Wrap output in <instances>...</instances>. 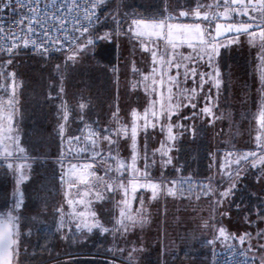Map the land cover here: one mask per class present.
Wrapping results in <instances>:
<instances>
[{"label":"snow or ice","instance_id":"1","mask_svg":"<svg viewBox=\"0 0 264 264\" xmlns=\"http://www.w3.org/2000/svg\"><path fill=\"white\" fill-rule=\"evenodd\" d=\"M44 7H41V4ZM108 0H0V55L7 56V60H0V65H11L20 54L21 50H31L33 53L47 58L52 52H61L65 55L66 62L77 63L86 56L91 47L98 40H111L114 34H118L119 26L124 20L118 12H111L107 16L102 15L107 8ZM164 8L159 21L135 18L127 33L140 44L141 50L149 54L151 58L150 73H143L135 67L133 61V72L139 75V79L131 84V89L136 91L143 87L146 94L159 96L152 99L148 107L141 114L133 109L130 113L131 123H122L119 117V109L113 113V124L109 127L99 128L85 124L88 129L81 135H70L64 137V130L70 116V109L66 101H63L64 87L59 86L57 96L52 99H61L60 112L64 121L60 125V135L66 139L69 145L75 144L79 151L71 147L67 149L73 154V159L80 163L68 162V171L61 174V182H65L67 176L69 186L77 183L85 185L95 191L86 195L94 196L97 201L108 198V194L122 193L123 198L117 201L118 215L114 219L113 227H104L96 217L94 211L90 212V220L83 211L76 214L77 229L86 228L89 232L93 228L110 234L119 233L126 236L128 232L136 227H143L147 222L144 213V199L142 193L150 192V200L158 199L161 194L177 197L188 193H200L201 195H215L214 203L219 207L223 202L235 195L237 181L249 169H259L258 180H264V87L261 89V104L258 112L257 122L260 132L255 136V147L244 152L233 149L223 154V162L216 164L214 175L206 177L205 180H193L180 177L178 179L151 178V168L159 166L161 177L164 169L173 166L175 171L180 172L173 164L174 157L171 155L175 148V142L179 135L189 130L179 121L193 120L197 117L208 118V123L213 124L219 117L214 112L216 104L214 100L219 93L222 79L218 65L215 63L219 56L221 47H226L220 42L221 37L229 40V43H237L239 36L246 34L250 43L257 46L259 41V55L261 66L264 69V0H192L191 3L176 4L173 8L169 0H164ZM10 13L11 15H8ZM181 18L194 21L191 24L176 23L169 21ZM246 18V19H238ZM111 19L117 29L113 32H105L102 35L93 36L90 28ZM71 23V28L67 25ZM150 29V30H149ZM163 41V45L160 42ZM192 49L190 54L185 55L178 51L184 45ZM59 65L57 68L59 69ZM182 70V71H181ZM4 73L0 72V76ZM182 77V79H181ZM11 83V93L7 101L0 100V110L5 113L0 116V147L3 149L4 158L13 155L14 147H19L18 136L15 133L12 117L14 114L15 100V73H9L6 78ZM135 79V77H134ZM191 80L192 86L187 87ZM261 81L264 85V70L261 72ZM205 85H208L205 91ZM55 86V85H53ZM4 90L7 91V86ZM216 90V94L213 93ZM200 93H204L200 96ZM203 103L202 107L198 104ZM86 103H79L81 111L87 108ZM184 108L194 111L190 115H182ZM173 116L177 121L172 120ZM81 122L84 116L80 115ZM159 130L166 132L165 139L160 146L149 154L147 146L138 144L141 132L147 135L148 130ZM174 129L176 131H174ZM193 132L194 128L191 129ZM125 139L130 141V157L125 159L120 156L119 141ZM22 152L23 149L21 148ZM63 155V151H62ZM216 156L215 153L212 154ZM143 161L139 167L138 162ZM12 167L11 164L8 165ZM63 167V164H62ZM210 169L212 165L209 166ZM81 175L72 177L77 170ZM103 171V175L98 173ZM111 174V175H110ZM125 174L129 178L121 179ZM219 177L216 187L213 180ZM227 177L226 186L221 187V182ZM195 184V188L191 185ZM187 186V187H186ZM141 193L137 196V193ZM129 197L132 201H138L140 208L135 213L129 207ZM89 201V206L91 205ZM69 205L72 200L68 201ZM20 204L17 203L16 208ZM239 207V205H237ZM63 212V209H58ZM223 215L224 213H218ZM259 218H264V208L257 211ZM250 224L252 221H248ZM18 217L13 212L6 214V219L0 218V264H12L13 258L19 253V233L17 230ZM206 227L214 228L218 236L216 239H237L241 245L248 244L247 249H242L245 255L244 264L250 259L257 260V253L264 251V230L256 232V244L251 243L252 233H245L235 237L226 233L225 228L219 222H205ZM63 227V224H61ZM255 249V250H254ZM125 252V249H119ZM135 249L127 251L129 261L134 259ZM247 253H252L248 256ZM217 256L227 253H214ZM222 264H230V258L225 259ZM259 264H264V257L259 258Z\"/></svg>","mask_w":264,"mask_h":264},{"label":"trees","instance_id":"2","mask_svg":"<svg viewBox=\"0 0 264 264\" xmlns=\"http://www.w3.org/2000/svg\"><path fill=\"white\" fill-rule=\"evenodd\" d=\"M173 1L176 2V0ZM189 1L192 2V0ZM177 2L181 3L179 0ZM164 6V0H108L107 8L102 15V20L104 16H107L111 12H118L123 18L124 22L119 26L118 34L113 35V38H115L121 30L123 31L127 28V25L131 24L132 18L163 19L164 17L160 16V11ZM115 29H117V25L109 19L106 22L97 24L89 31L90 34L96 36L102 35L105 32H113ZM244 35L242 34L240 36ZM226 40L227 38L224 37L220 39V42L223 43ZM115 48L114 39L108 42L98 40L87 53L83 64L70 70L69 80L67 85H64V88L70 86L73 92L72 95L68 96L65 93L63 101L66 100L70 109L67 124L76 133H81L80 127L85 122V120L84 122L76 120V117L79 116L80 119L81 115L77 107L80 102H88V106L83 115L96 124H100L103 117L108 115V105H111L113 102L114 87H117L121 83V69H119L116 63H109L113 61V56L116 52ZM61 54V52L50 54L47 58H44L33 53L31 50L24 49L14 59L15 65L20 63L25 64L27 74L33 80L35 79V81H30L31 84H27L24 89L25 91L22 92L23 100L20 104V119L18 121V125L23 133V137H21L23 144L27 145L25 146L28 147V152L30 151L29 155L33 159L31 161V175L20 184L24 200H20L19 202L15 201L14 194L16 192L13 187L15 179H12V172L8 166L4 162H0V218L6 219L8 212H13L18 217L19 253L14 258L13 264H115L110 259L96 256H78L53 260L59 256L76 252H96L116 255L129 261L128 257L123 256L122 252L119 251L121 239L119 233L113 239L110 238V233L102 232L96 228H93L91 232L84 228V231L79 233L76 226L71 224L73 216L70 213L69 205H65L66 208L63 209V212L58 211V209L64 206L60 201L64 195L61 191L64 185L60 179V174L63 172V169L61 171L60 167V153L62 148L60 125L64 122L61 119L62 113L60 112L62 100L52 99V97L58 94V86L54 84L55 86L52 85L48 89L49 83L45 78L42 80L43 77L40 76L42 74L46 76V73L51 72V69L42 66V62L45 61L49 64H55L58 62ZM103 55H106L109 61L104 59L105 57ZM219 55L221 56V69L225 73L230 70L229 68L232 65H235V69L238 72L236 79L231 77L227 80L230 83L224 82L223 94H227L228 96L231 81H235V85H237L236 97L238 93L241 95L240 97H243L245 92L249 91L250 93V83L254 81L251 75L253 66L250 60L255 59L254 56L256 54L249 56L246 53V49L242 48L233 49L232 51L224 48L221 49ZM258 57L260 59V55ZM7 58V56H1L0 60L4 61ZM90 60L92 61L91 64H89ZM259 61L260 65L258 68L260 69L261 78V72L264 69L261 66V59ZM215 63L217 64L216 60ZM35 73L36 75L39 74V77L34 76ZM260 78L258 77L259 80ZM248 98L251 103L250 106L253 109L252 111L250 110V106L248 108L246 103L243 105L239 100L234 107L229 105V107L231 106L230 109L233 108L236 111L235 113L231 112L233 113L231 126L234 127V125L238 126V124H243V129L241 130L244 132V135L241 136V142L245 141L246 146L249 144V140H251V143L254 142V135L258 132L259 128L258 124L257 128L255 127L256 122L253 115L255 109L258 107V105L255 106L258 98L254 96L251 99L249 95L247 100ZM228 99L230 101L229 97ZM198 106L200 107V104ZM202 106L203 103L201 104ZM213 110L215 113L219 111L218 108H214ZM189 112L187 110L188 115ZM190 121L183 120L185 122L184 125L189 126V130L185 131L182 135L184 139L179 140L178 149H176L178 151L173 160V164L176 168L180 169V172L175 171L173 166H168L167 169L163 170L164 176L161 177V168L154 166L151 168L152 179L171 180L178 179L181 176L184 178L191 176L193 180L203 181L206 177L215 174L216 164L223 162V154L233 149V147L225 148L224 144H214L209 135V128L204 123L195 124V131L193 132ZM147 140L150 141L151 136L147 137ZM235 141L239 142L238 139ZM150 143H152V140ZM238 147L234 149L241 152L252 149ZM213 153L216 154L215 157H213ZM210 165H212L211 169L209 167ZM258 175H260L259 169L247 170L242 175V178L237 181L235 195L223 202L222 206L220 205L219 207L214 203V198L216 197L208 201L206 199L198 201L195 200V194L197 192L190 193L191 202H187V204L192 210L191 217L183 216V208L185 206L182 203L178 205L174 202H168L170 198L166 200L167 197H163V194L161 196V202L158 204L154 200H150L148 196L143 195L144 202L147 205L150 203V206L148 205L149 208L154 213L160 215L157 217L158 222H156L155 226V230H159L160 227V233L154 234V243L152 240L149 243V252L142 254V256L137 255L143 259L142 264H168L167 261L165 262V259H170V257L176 258L175 262H171V264H179L177 261L178 258L192 259L195 258L196 251L199 248L208 249V244L205 243L207 238L201 236V240H199V234L208 232L212 233V235H218V232L214 228L206 227L205 223H201L198 217L201 214L205 217L210 216L211 220L208 222H219L225 228L226 233H231L235 237H238L237 234L234 232L231 224L226 222V220L230 222L235 221V223L236 221L238 223L241 222L239 225L245 226L246 231L252 233L251 243L256 240V232L264 230V218L257 216V211L264 208V180H258ZM128 178V174L121 177L125 182ZM218 179L219 177L213 180V187H216ZM224 179L223 186H226L227 177ZM191 187L195 188V184L191 185ZM184 193L186 197L189 194L187 191ZM114 200L115 195L113 193V195H110V198L102 201L104 211L107 214L106 219L103 217V226L110 229L113 227L114 219L119 211L116 207L117 201L115 202ZM135 202L137 203V201ZM17 203L20 204L19 208H16ZM200 208L203 209L198 213L197 211ZM178 209L181 210L178 211ZM218 213L224 214L219 215ZM99 215L101 216L102 214L99 212ZM164 217L171 220L169 222L167 221L169 226H161L165 224ZM248 221H252V223H247ZM224 222L228 223V225H225ZM61 224H63V227H61ZM188 225H190L189 229H187ZM67 227L68 230H66ZM170 228L177 233V245L175 242H172L174 239H171L172 243L169 244L171 236L168 230ZM161 230L164 232L161 233ZM156 236L158 237L157 241H155ZM116 239L118 240L116 241ZM237 240L238 238L234 239L236 242L231 245L245 249ZM162 242L164 243L163 248ZM212 248H215L210 252L213 258L214 251L220 247L213 245ZM248 255L251 256L250 253ZM212 258L206 264H212ZM256 261L259 262L258 256Z\"/></svg>","mask_w":264,"mask_h":264},{"label":"rangeland","instance_id":"3","mask_svg":"<svg viewBox=\"0 0 264 264\" xmlns=\"http://www.w3.org/2000/svg\"><path fill=\"white\" fill-rule=\"evenodd\" d=\"M178 0H176L177 2ZM181 1V3H191V1L189 0H179ZM169 2L171 3L172 7L175 8L176 7V3L173 0H169ZM135 19V18H132ZM242 19V18H239ZM146 21L148 20H153V19H145ZM156 21H159L160 19H154ZM194 21L189 20V19H185V18H181L180 20H176L173 19L171 21H169V23L172 24H176V23H184V24H191ZM130 25H127V28L124 29L123 31L121 30V32L119 33L118 36H116L114 39L115 42V50L116 52L114 53V58L113 61L109 62V63H116L119 67V69H121V75H120V84L117 85V87L115 88V92H114V96H113V102L111 105H108V115L103 117L102 121L100 122V124H96L95 122L90 121L85 115H83L85 113L86 108L83 110V112L81 113L79 107H78V111L84 116V120L85 122L83 123V126L80 127V130L82 129L84 133H87L88 129L85 127V124L88 125H92L93 127H99V128H105V127H109L113 124V113L119 109V117L122 123H131V111L133 109L137 110L138 112H140L141 114L143 113V110L148 107L149 102L152 99H159V96H152L149 94L145 93V90L143 89V87H141L140 89L133 91L131 89V84L135 82V80H138L140 77L137 74H134L133 72V61L135 62V67L139 68L141 72L143 73H150L151 71V58L149 56L148 53L143 52L141 50L140 44L131 36L130 33H127V29L129 28ZM150 30V29H149ZM111 39V40H112ZM111 40H103L104 42H108ZM161 45H163V41L160 42ZM222 44L227 45L226 47H221L219 50V53L221 51V49L227 48L229 50H233V49H246V53L249 54V56L251 54H256L255 59H251V64L253 66V70L251 72L252 77L254 78V81H252L251 87H250V93L245 92V94L243 95V97H240L241 95L238 93L237 95V85H235V81H231V86L229 88V92H228V96L227 94H223L224 91V82L227 83L229 81V78H235L236 79V75H237V70L235 69V65L230 66V70L225 73L224 70L221 69V56L219 55L218 57H216V62L219 66V71L221 73V79H222V84L219 90V93L216 94V90L213 89V93L216 94V98L214 100V103L216 104L215 108H218L219 111L216 113V115L219 117V119H216L215 122L213 124H209L208 123V118L205 117L204 119H201L199 117L193 119L190 121L191 125H192V129L195 127V124L197 123H204L208 126L209 128V135L210 138L213 140L214 144H224L225 148L229 147V148H239L240 147H244V148H254L255 145V140L253 143H251V140L248 141V145H245V141L241 142V136L244 135V132L241 130L243 129V124H238V126L234 125V127L231 126V118L233 117V113L231 112H236L235 110L230 109L231 106H235V104L237 103V101L239 100V102H241V104L246 106H250V100L247 97L248 95L250 96V98L252 99L254 96L258 98V101L256 102L255 106L258 105L257 109H255L253 115H254V119H255V127L257 128V117H258V112L260 109V104H261V89L263 87L262 85V81L260 78V69L258 68L259 64V41H257V46H254L252 43H250L249 37L245 34L244 36H240L239 41L237 43H229V40L227 39L226 41H224ZM179 52L184 53L185 55L190 54L192 52V49L189 48L186 44L182 47H180L178 49ZM252 56V55H251ZM85 57H82L77 63L73 64L71 62H66L65 60V55L62 53L60 58L58 59V62H56L55 64H49L48 62L43 61L42 66L43 67H48L47 69H51V72L46 73V76L42 74L43 77L42 80L45 78V80L49 83L48 84V89L49 87L51 88L52 85L56 84L58 86V91H59V86L61 85L62 82V86L64 87V85H67V82L69 80V73L70 70H72V68L78 66V65H82ZM103 57H105L104 59L108 60V57L106 55H103ZM7 59H5L4 61H6ZM17 60V59H16ZM92 61H89V64H91ZM112 64V65H113ZM60 66L59 69L57 68V66ZM50 66V67H49ZM182 71V70H181ZM0 72H3L4 75L0 76V86H7L8 90L5 91L4 87H0V100L2 101H7L10 93H11V83L6 79L9 73L14 72L15 73V79H14V83H15V106H14V130L15 133L18 136V145L19 147H14L13 149H10L11 151H13V155L11 157L8 158H4L3 156V149L2 147H0V162H4L7 166L9 164L12 165L10 169V171L12 172V179L14 180V185L13 187L15 188V201L19 202L20 200H24V195H23V191L21 190V182L26 180L30 175H31V171H32V162L33 159L31 158V155H29L28 152V147H26V144H23L22 138L23 137V133L22 130L20 128V126L18 125V121L20 119V104L22 103V92H24L25 87L27 86V84L29 85V83L31 84L30 81L34 82L35 79L33 80L31 78V76H29L25 70V64H17L15 65V61H13V63L11 65H0ZM39 77V74L35 75ZM135 77V79H134ZM258 77L260 78V80L258 79ZM182 79V77H181ZM258 79V80H257ZM230 83V82H229ZM192 86V81L189 80L187 82V87H191ZM208 85H205V91H207ZM64 95L65 93H67L68 95H72V88L70 86H68V88H64ZM50 92V91H49ZM51 94V93H50ZM200 96H203L204 93H200ZM63 95V96H64ZM228 97L230 98V101H228ZM60 100V99H58ZM247 100V101H246ZM66 101V100H64ZM83 103H86L88 105V102L86 101H82ZM80 102V103H82ZM234 103V104H233ZM202 102L200 103V107H201ZM79 105V104H78ZM229 105H231L229 107ZM239 105V104H238ZM199 107V106H198ZM187 110H189V115L191 114L192 111H194L191 108H184L181 112L182 115H188ZM250 110L252 111L253 109L250 106ZM5 113L3 112V110H0V116H3ZM176 118L174 120V122H176L177 117L173 116L172 120ZM17 120V121H16ZM58 120V119H57ZM60 120V119H59ZM76 120H80L79 116L76 117ZM180 123L184 124L185 122L183 121H179ZM64 123V122H63ZM241 126V128H240ZM245 126V125H244ZM71 129V130H70ZM239 129V130H238ZM235 130V133H234ZM174 131H176L174 129ZM237 131V132H236ZM240 131V132H239ZM185 132V131H184ZM183 132V134H184ZM260 132V129L258 128V132L254 135V139L255 136ZM234 133V134H233ZM182 134V135H183ZM233 134V135H232ZM241 134V135H240ZM70 135H81V133H76L72 128L69 127V125L67 124L64 130V137L70 136ZM182 135H179L178 139L175 142V148L173 149V152L171 153V155L174 157L176 152L178 150V143L179 140L184 139V137ZM151 136V140L152 143H150V141L147 140V137ZM166 136V132L165 133H161L159 132V130L153 131L152 129L148 130L147 135H145L143 132L140 133L139 137H138V144L143 147L144 145L147 146L148 152L149 154H151L152 150L155 148H158L160 146V142L162 140L165 139ZM0 139H2V136H0ZM236 139L239 140V142L235 141ZM26 145V146H25ZM130 141L129 140H125V139H120L119 141V152H120V156L122 158H129L130 157ZM238 145V146H237ZM61 153H60V167H61V171L63 169V172H67L68 171V162L71 161L72 163H80L83 161V156L80 157L79 160L77 159H73V154L74 153H69L67 151V149L69 147H71L72 149H74L75 151H79L78 147L75 144L69 145L67 143L66 139H62L61 141ZM35 147V146H34ZM23 149V151L21 152L20 149ZM62 151H63V155H62ZM241 152V151H240ZM63 164V167H62ZM139 167L143 166V161H139L138 163ZM62 172V173H63ZM98 173L103 175V171L102 170H98ZM81 170L77 169L73 174L72 177L75 178L76 176H80ZM61 175V174H60ZM111 175V174H110ZM130 176V174H128ZM152 176V174H151ZM68 177H65V182H63V188H62V192L64 193L61 204H63L61 207L62 209H65V205H69L68 201L72 200V204L69 205V210L71 215L73 216L71 219V224H76L77 222V216L76 214L83 211L85 213V216L89 218L90 220V212L94 211L96 213V217L97 219L100 221V223L102 225L103 224V217L104 219H106L107 214L106 211H104L103 208V202L102 201H97L94 196L91 195H86V193L88 192H92L95 191L94 189H90L88 187H86L85 185L79 184L77 183V185L70 187L68 181ZM110 195H113V193L108 194V198H110ZM115 195V202L122 199V193H114ZM91 202V205L89 206V201ZM109 200V199H108ZM104 201V200H103ZM129 201L132 203V207L135 206V201H132L131 198L129 197ZM108 203V202H107ZM117 203V202H116ZM110 204V203H108ZM222 206V205H221ZM107 207V206H106ZM109 208V207H107ZM135 208V207H134ZM103 209V210H102ZM203 208H200L197 212H201ZM109 210V209H107ZM179 210V209H178ZM103 211V212H102ZM99 212L102 214L101 216L99 215ZM178 212V211H177ZM183 216H188L186 211H183ZM109 213V212H108ZM155 218L153 220H151L150 218L147 219V222L143 225V227H139L138 231L136 232V230L134 231L133 234L129 235V236H121L120 238V243H119V247L120 249H125V252L122 253L123 256H127V251L129 249H135L133 255H141L144 253H147L150 251V246L149 243L151 242V240L154 237V232L155 230V226H156V222H158V218L160 215L158 213H154ZM167 216V215H166ZM169 216V215H168ZM185 216V217H186ZM250 216V215H249ZM247 216V217H249ZM189 217V216H188ZM187 217V219H189ZM200 218L201 223H205L211 220L210 216H203V215H199L198 216ZM246 217V218H247ZM162 218V217H161ZM160 218V219H161ZM165 219V223L168 221H171L169 218L167 219V217H164ZM186 219V218H183ZM228 219V218H227ZM226 222L231 224V227L233 228L234 232L237 234V236L239 237L240 235H243L245 233H248L245 229V226H241L239 225L240 223H238L236 221H228L226 220ZM225 223V225H228V223ZM249 223V222H247ZM246 225V223H245ZM167 226H169V224H167ZM136 229V228H135ZM66 230H68V227L66 228ZM77 231L79 233L83 232L84 230H78ZM76 231V232H77ZM111 235V239H113L115 235L110 234ZM118 239H116L117 241ZM236 241H234V239H224V238H220L217 239V245L219 247L222 246H228L231 244H234ZM237 242H239V240H237ZM154 243V240H153ZM253 245L256 244V240H254ZM245 247V249H247L248 244L245 243L243 245ZM247 246V247H246ZM119 249V248H117ZM255 250V249H254ZM197 252V251H196ZM86 253H96V252H76V253H69V254H65L62 256H59L53 260L56 259H65V258H69V257H78V256H89ZM252 255V253H250ZM258 259L260 257H264V251L258 252L257 253ZM91 257V256H89ZM183 257L178 258V262L179 264H192L194 263V258L192 259H182ZM124 259V258H123ZM174 257H170L165 259V262L167 261L168 264H171V262H175ZM51 260V261H53ZM132 264H142L143 263V259L142 261H140V259H136V260H132L129 261ZM177 262V263H178ZM45 264V263H43Z\"/></svg>","mask_w":264,"mask_h":264},{"label":"crops","instance_id":"4","mask_svg":"<svg viewBox=\"0 0 264 264\" xmlns=\"http://www.w3.org/2000/svg\"><path fill=\"white\" fill-rule=\"evenodd\" d=\"M14 118V116L12 117V123L14 124V122H15V120L13 119ZM17 121V120H16ZM15 125V124H14ZM223 182H225V179H224V181ZM223 182H221V187L223 186ZM200 193H197V194H195V197H196V195H199ZM141 195V193H137V196H140ZM142 195H146V196H148V198L150 197V192H147V191H144L143 193H142ZM161 196H162V194L159 196V198L158 199H155L154 201H155V203H160L161 202ZM167 197L166 198V200H168L169 198H170V200H168V202L170 201V202H174V203H176V204H178V205H180L181 203L183 204V206H185V208H183V210L184 211H186L187 213H188V216L189 217H191V215H192V210H191V207L190 206H188V204H187V202L188 203H190L191 202V194L189 193L188 194V196L186 197V194L184 193L182 196H177V197H172V196H167V195H163V197ZM213 197H216L215 195H209V196H204V195H201V198L200 199H198V201H202L203 199H206L207 201L208 200H211ZM195 200H197L196 198H195ZM216 200V198H214V201ZM178 202V203H177ZM150 203H148V205H149ZM147 204H146V202H144V213H145V215L147 216V219L148 218H150L151 220H153L154 218H155V216H154V212H153V210L152 209H150L149 208V206H148ZM152 205V204H151ZM129 207L131 208V210L135 213V211L136 210H138L139 208H140V205H139V202L137 201V203L135 202V206H133L132 207V203L129 201ZM135 207V208H134ZM181 209H179L178 211H180ZM169 213V212H168ZM168 213H167V215H168ZM184 213V212H183ZM202 215V214H201ZM179 219V218H178ZM167 224H169L168 222H166L165 224H163V225H161V226H167ZM197 225V224H196ZM189 227H190V225H188V228L187 229H189ZM139 227H136V229H133V230H131L130 232H128L127 233V235L126 236H129V235H131V234H133L134 233V231L136 230V232H139L138 229ZM79 231L80 230H84V228L83 229H78ZM159 231V232H158ZM164 231H162L161 230V233H163ZM155 233H160V227H159V230H156L153 234H155ZM168 233L170 234V243L169 244H171L172 242H175L176 243V245H177V233L174 231V230H171V228L168 230ZM201 236H203V238H207L206 240H205V243H207L208 244V249L207 248H199L198 250H197V252H196V255H195V258H194V263H192V264H206V263H209V261L211 260V255H212V253H210L211 252V250H213V249H215V248H212V246L213 245H217V244H215L216 242H217V239L215 240V242L214 243H209V241H213L214 240V238L215 237H217L218 235H212V233H208V232H203V233H200L199 234V240H201ZM120 237H121V235H120ZM171 239H174V241H172ZM154 240V238L152 239V241ZM158 240V237L156 236V238H155V241H157ZM172 241V242H171ZM168 244V245H169ZM160 246H161V243H160ZM164 247V243L162 242V248ZM178 247V246H177ZM181 247H183V246H181ZM136 259H140V261H142V259H141V257H138L136 254L134 255V259L133 260H136Z\"/></svg>","mask_w":264,"mask_h":264},{"label":"built area","instance_id":"5","mask_svg":"<svg viewBox=\"0 0 264 264\" xmlns=\"http://www.w3.org/2000/svg\"><path fill=\"white\" fill-rule=\"evenodd\" d=\"M45 2H47V0H45ZM41 7L42 8L44 7L43 3L41 4ZM8 15H11V14L8 13ZM67 26L69 28H71L72 25H71V23H69ZM93 28H90V30ZM55 53H60V52H52L51 54H55ZM1 56H3V55H0V57ZM242 249L243 248L238 247L236 245H228V246H223V247L217 248L214 251V253H227V256H225V255L217 256V255L213 254L212 264H222V262L225 259H229V258H230V264H244L245 255L239 254V253H241ZM86 254L89 256H96V257H103L106 259H110V260L114 261L115 264H132L128 260L120 258L116 255H110V254H104V253H86ZM247 255H248V253H247ZM247 264H259V262H257V261L253 262L252 260L249 259L247 261Z\"/></svg>","mask_w":264,"mask_h":264},{"label":"water","instance_id":"6","mask_svg":"<svg viewBox=\"0 0 264 264\" xmlns=\"http://www.w3.org/2000/svg\"><path fill=\"white\" fill-rule=\"evenodd\" d=\"M222 38H224V37H221L220 39H222ZM13 262H14V258H13V260H12V264H13Z\"/></svg>","mask_w":264,"mask_h":264}]
</instances>
